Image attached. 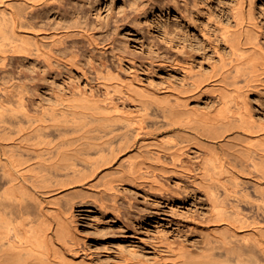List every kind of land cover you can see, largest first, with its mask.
Masks as SVG:
<instances>
[{
	"label": "bare ground",
	"instance_id": "1",
	"mask_svg": "<svg viewBox=\"0 0 264 264\" xmlns=\"http://www.w3.org/2000/svg\"><path fill=\"white\" fill-rule=\"evenodd\" d=\"M253 1L240 0L235 26L223 30L231 55L220 52L210 71L182 65V85L154 91L137 75L123 77L106 66L95 76L105 99L76 87L58 92V103L38 116L26 108L29 76L18 70L20 79L10 76L9 84L0 76V264H264V121L249 105V92L264 75V49ZM57 2L63 0H0V74L18 57L89 79L78 55L64 54L79 36L92 37L83 30L51 33L35 19ZM205 94H216L223 106L199 109ZM116 97L139 107V115L158 117L143 124ZM190 146L204 150L199 173L182 164ZM183 173L196 176L212 203L198 221L200 245L168 243L149 263L126 254L102 262L81 257L84 238L74 204L64 198L84 193L117 208L119 184L164 191L160 176Z\"/></svg>",
	"mask_w": 264,
	"mask_h": 264
},
{
	"label": "rangeland",
	"instance_id": "2",
	"mask_svg": "<svg viewBox=\"0 0 264 264\" xmlns=\"http://www.w3.org/2000/svg\"><path fill=\"white\" fill-rule=\"evenodd\" d=\"M238 3L240 0H63L62 4L38 10L35 19L51 33L83 30L92 37L94 42L79 36V43L70 44L64 54L66 59L78 55L89 79L80 71H52L42 60L36 63L18 57L8 62L0 76L8 84L12 83L10 76L20 79L15 76L18 70L29 76L20 82L24 79L28 89L26 108L38 116L47 114L58 103V92L70 93L76 87L89 96L95 89V99H105L95 76L106 66L123 77L137 75L154 91L172 83L182 85L186 80L182 65L210 71L220 62V52L226 57L231 55L223 30L235 26L233 11ZM252 16L257 23V41L264 49V0L253 1ZM115 100L143 124H153L150 120L156 114L139 115V107L130 102L123 105L119 97ZM249 105L254 116L264 121V75L249 92ZM195 106L216 112L223 102L216 94H205ZM131 152L127 151L129 155ZM203 154L204 150L190 146L182 156V164L199 173ZM160 177L168 190H152L148 184L132 181L125 188L119 184L117 208L103 206L84 193L63 199L74 204L76 225L84 238L82 258L102 262L126 254L149 263L168 243L200 245L203 233L199 232L198 221L212 211L208 195L196 184V176L183 173ZM249 191L254 195L252 189ZM219 194L224 196L222 190Z\"/></svg>",
	"mask_w": 264,
	"mask_h": 264
}]
</instances>
